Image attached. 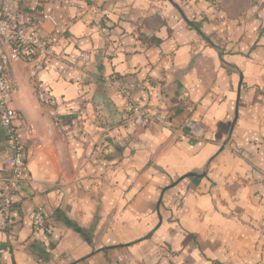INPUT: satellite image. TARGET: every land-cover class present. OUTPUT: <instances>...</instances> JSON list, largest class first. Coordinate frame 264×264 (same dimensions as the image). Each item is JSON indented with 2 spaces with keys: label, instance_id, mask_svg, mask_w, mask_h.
I'll return each mask as SVG.
<instances>
[{
  "label": "crops",
  "instance_id": "1",
  "mask_svg": "<svg viewBox=\"0 0 264 264\" xmlns=\"http://www.w3.org/2000/svg\"><path fill=\"white\" fill-rule=\"evenodd\" d=\"M43 13L58 20L40 30L62 58L39 78L61 122L17 62L28 168L9 231L0 219V248L13 251L0 264H264V0H0L17 24ZM114 75L176 128L128 122ZM9 154L0 123V192Z\"/></svg>",
  "mask_w": 264,
  "mask_h": 264
},
{
  "label": "built area",
  "instance_id": "2",
  "mask_svg": "<svg viewBox=\"0 0 264 264\" xmlns=\"http://www.w3.org/2000/svg\"><path fill=\"white\" fill-rule=\"evenodd\" d=\"M46 21L54 26L58 20L50 13L43 15L32 24H17L0 14V123L6 131L9 142L10 154L6 159L7 175L5 185L0 192V219L4 220L7 231L10 230L12 212L19 199L21 183L28 168L26 159V142L21 136L19 125L16 121V109L12 107L15 92L13 68L17 62L30 65V83L37 95L39 102L45 106L55 125H60L58 101L55 95L39 78L40 72L47 66L51 59L62 58L56 50V41L44 37L41 28ZM100 28L103 27L99 24ZM24 54L33 55L27 58ZM90 54L83 51L79 60L84 65L90 63ZM106 85L114 89L125 99L128 109V122L139 127L147 128L160 124L169 129L176 128V121L170 115L154 112L148 105L136 99L134 91L138 86L135 79L123 81L117 76L106 77ZM187 130V135L192 138H202L204 135L202 122L187 117L182 122ZM33 126H28L31 133ZM34 224L38 229L47 228V216L42 205L35 207L33 215ZM13 251L10 245L0 248V257H11Z\"/></svg>",
  "mask_w": 264,
  "mask_h": 264
},
{
  "label": "trees",
  "instance_id": "3",
  "mask_svg": "<svg viewBox=\"0 0 264 264\" xmlns=\"http://www.w3.org/2000/svg\"><path fill=\"white\" fill-rule=\"evenodd\" d=\"M191 25L192 26H194L200 33H202V30H201V28H200V26L197 24V23H195V22H191ZM27 58H33V55H29V54H24Z\"/></svg>",
  "mask_w": 264,
  "mask_h": 264
},
{
  "label": "water",
  "instance_id": "4",
  "mask_svg": "<svg viewBox=\"0 0 264 264\" xmlns=\"http://www.w3.org/2000/svg\"><path fill=\"white\" fill-rule=\"evenodd\" d=\"M192 174H193V173H190L189 175H192ZM189 175H188V176H189Z\"/></svg>",
  "mask_w": 264,
  "mask_h": 264
},
{
  "label": "rangeland",
  "instance_id": "5",
  "mask_svg": "<svg viewBox=\"0 0 264 264\" xmlns=\"http://www.w3.org/2000/svg\"><path fill=\"white\" fill-rule=\"evenodd\" d=\"M220 1V0H219ZM264 143V142H263ZM263 143H261V144H263Z\"/></svg>",
  "mask_w": 264,
  "mask_h": 264
}]
</instances>
